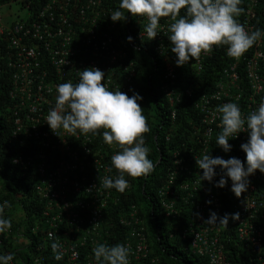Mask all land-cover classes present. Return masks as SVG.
<instances>
[{
	"label": "built area",
	"instance_id": "obj_1",
	"mask_svg": "<svg viewBox=\"0 0 264 264\" xmlns=\"http://www.w3.org/2000/svg\"><path fill=\"white\" fill-rule=\"evenodd\" d=\"M118 5L119 0H0V75L7 70L10 81L9 139L14 147L10 163L20 178L30 182L7 190L0 175V205L9 202L3 216L12 223L10 230L0 233V255L14 254L10 264H49L50 260L53 264H97L92 251L97 244H124L130 248L129 264H159L156 256H149L152 242L141 205L123 199L136 186L131 177L125 176L129 187L123 193L102 187L105 176H118L114 168L108 171L118 146L103 141V129L88 136L79 132L73 136L63 129L55 134L46 122L55 106L56 86L78 83V71L85 68H99L110 91L120 89L129 97L139 94L143 99L138 103L146 106L142 85L147 70L137 67L128 46L140 47L128 41L130 36L147 41L151 54L164 64L159 91L171 122H176L187 100L199 115L198 123L187 118L191 125L187 151L178 147L170 151L172 164L156 187V204L169 225L186 203L192 205V217L181 235L187 239L183 248L206 255L208 264H229L223 251L229 224L219 227L204 221L211 212L218 217L239 213V219L229 223L264 264V173L257 170L249 176L248 190L237 198L227 177L223 188L215 186L223 175L220 167L215 168L212 182H201L203 173L196 165L197 158L209 154L225 160L238 158L246 167L241 145L248 141V133L230 138L231 150L225 152L216 143L220 116L212 114L217 106L233 102L246 118L264 100V35L238 60L228 57L227 46H221L178 67L168 39L170 19L162 18L157 36L148 40L143 31L145 18L126 13V20L112 21L110 15ZM240 7L245 11L237 19L246 30L264 33V0H242ZM130 16L132 25L128 24ZM164 139L169 140L168 133ZM23 198L34 204L36 217L30 231L42 239L35 244L24 234L28 227ZM13 222H20L16 229ZM173 235L169 232V237ZM53 241L61 245L60 260L51 250Z\"/></svg>",
	"mask_w": 264,
	"mask_h": 264
},
{
	"label": "clouds",
	"instance_id": "obj_2",
	"mask_svg": "<svg viewBox=\"0 0 264 264\" xmlns=\"http://www.w3.org/2000/svg\"><path fill=\"white\" fill-rule=\"evenodd\" d=\"M241 3L242 0H119L118 10L110 16L113 22L126 20L129 13L145 18L147 23L143 31L148 40L157 36L162 18L170 19L168 39L179 67L188 64L190 59L199 60L202 54H211L214 48L221 46H227L228 57L238 60L254 46L264 33L260 29L249 32L238 21L245 11L240 7ZM127 39L130 42L132 37ZM78 75V83L65 82L56 86L55 106L49 110L46 122L55 134L63 129L73 136L78 132L88 136L99 134L103 129V141L110 146L117 145L119 151L111 156L112 167L108 169L111 172L114 168L118 176L115 179L105 176L102 187L123 193L129 187L126 175L135 179L150 175L155 169V164L148 158L150 150L144 139L150 128L143 114L144 108L138 103L143 97L135 93L129 97L120 89L110 91L104 83L105 73L99 68H85L78 71ZM217 114L221 132L216 143L225 152L231 150L230 138L241 132L248 133V141L241 145L246 154V167L235 157L225 160L204 154L196 159V165L203 173L199 175L200 181L212 182L217 175L215 168L220 167L223 175L215 186L223 188L227 177L232 182L231 191L239 198L248 190V177L257 170L264 173V100L246 118L233 102L217 106L213 118ZM8 207V201L0 205V233L12 227L11 220L3 216ZM230 219L238 220L239 213L218 217L211 212L204 223L227 227ZM48 235L49 240H53V234ZM50 246L54 258L62 259L61 245L53 241ZM92 251L97 264H129L130 248L124 244L111 247L97 244ZM13 259L12 253L0 255V264H10Z\"/></svg>",
	"mask_w": 264,
	"mask_h": 264
},
{
	"label": "trees",
	"instance_id": "obj_3",
	"mask_svg": "<svg viewBox=\"0 0 264 264\" xmlns=\"http://www.w3.org/2000/svg\"><path fill=\"white\" fill-rule=\"evenodd\" d=\"M132 17L130 16L128 19L130 25L133 22ZM132 42L140 47V49H135L128 46L129 51L134 53L137 59V67L141 70L143 68L147 70L142 87L146 94L144 114L147 117L150 131L144 134V138L150 150L148 158L155 164V169L150 175L135 179L131 178L136 186L133 192L123 199L141 205V213L146 219L152 242L149 256H156L159 264H208L206 255L192 253L190 250L183 248V244L187 242V239H183L181 235L192 217V205L186 203L180 215L170 221L171 225H169V219L164 216L163 209L158 207L155 199L156 187L163 182L165 173L172 164L170 159L171 149L178 147L183 151H187L190 146L191 125L188 123L187 118L190 117L194 120V123H198V112L194 109L193 102L187 100L183 102L176 122L174 124L171 122L168 105L159 91V80L164 64L160 58L151 54L147 41H138L133 37ZM3 71L0 75V175L2 176L3 187L9 190L21 187L24 183L28 185L30 182L29 179L20 178L14 172L10 163V156L14 153V147L9 139L12 128L11 100L8 98L10 81L8 71ZM206 83V81L201 82V84ZM167 133L169 134V140L165 141L164 136ZM214 147L215 144L211 146V149L213 150ZM21 203L27 211V223L25 225L28 228L24 234L30 237L32 244H35L36 241H42L38 235H34L30 231V225L36 217L34 204L25 203V198L21 199ZM262 205L264 206V203ZM19 223L13 222L14 229L18 227ZM169 232H173V237H169ZM225 232L223 251L229 264H261L259 255L248 250L245 241L238 238L235 225L230 222ZM49 264H53V261L50 260Z\"/></svg>",
	"mask_w": 264,
	"mask_h": 264
}]
</instances>
